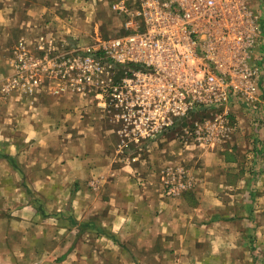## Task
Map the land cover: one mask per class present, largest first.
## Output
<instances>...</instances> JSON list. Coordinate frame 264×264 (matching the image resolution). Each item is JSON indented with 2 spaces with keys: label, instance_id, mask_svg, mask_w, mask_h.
<instances>
[{
  "label": "crops",
  "instance_id": "1",
  "mask_svg": "<svg viewBox=\"0 0 264 264\" xmlns=\"http://www.w3.org/2000/svg\"><path fill=\"white\" fill-rule=\"evenodd\" d=\"M37 1L0 0V31L79 27L65 8L82 0ZM8 38L0 32L1 44ZM51 89L0 100L9 110L0 116V264H264V115L238 119L229 142L196 153L199 164L167 137L150 176L136 173L131 145L114 146L121 136L85 105L88 95ZM178 154L194 181L169 195L158 171Z\"/></svg>",
  "mask_w": 264,
  "mask_h": 264
},
{
  "label": "built area",
  "instance_id": "2",
  "mask_svg": "<svg viewBox=\"0 0 264 264\" xmlns=\"http://www.w3.org/2000/svg\"><path fill=\"white\" fill-rule=\"evenodd\" d=\"M112 8L128 17L124 34L96 37L52 57H34L23 46L5 87L24 80L32 92L43 80L41 72L53 76L56 92L88 95L118 124L124 146L154 139L200 108L223 107L214 122L203 119L193 128L190 137L203 144L235 99H251L258 91L259 70L248 58L264 0H115ZM188 132L183 129L180 139L191 140ZM173 186L168 194L177 192Z\"/></svg>",
  "mask_w": 264,
  "mask_h": 264
},
{
  "label": "rangeland",
  "instance_id": "3",
  "mask_svg": "<svg viewBox=\"0 0 264 264\" xmlns=\"http://www.w3.org/2000/svg\"><path fill=\"white\" fill-rule=\"evenodd\" d=\"M83 4L79 6L78 1V7L77 4L74 6L73 3L69 4L67 8H65L66 11H70V13L65 14L67 16L68 20H71L72 17H76L78 19L79 27L75 29H70L66 32L67 29L63 28L59 30L55 28V24L47 25L46 23H39L36 26H33L31 28L25 29L20 28L14 29H1L2 36L9 38L4 41L2 44L0 43V57L3 55L8 56L7 59H1L0 58V82H2L1 90H0V100L1 101H17L20 99H23L25 97H28L30 99V96H32L35 93H38L36 91V88L32 92H29L25 90V87L22 85V82L24 83V80L16 85L11 86L8 89L6 88L7 84L10 83L12 77L15 73V61L16 56L21 52L20 49H23L24 46L25 51H27L28 54H35L34 57L42 58L45 55H48L50 57L56 55L57 53H62L64 51L62 50H69L72 46H83L85 44L91 43L96 37H100L101 39H107L110 37L118 36L121 34H124L126 32V28L124 27V23L127 20V15L125 13H119L115 11L112 8V3L115 0H82ZM23 2V1H22ZM28 2V1H27ZM33 4L37 3V0H31ZM41 2V1H40ZM253 10H255V6L253 3L250 5ZM20 15H23V12H20ZM26 18V16H24ZM49 19L54 20V16L49 15ZM55 21V20H54ZM52 21V22H54ZM51 24V23H50ZM27 30L29 32V36L25 37L23 35L27 34L25 31ZM74 30L78 31L79 34H77ZM25 31V32H24ZM65 31V32H64ZM74 31V32H73ZM53 32V33H52ZM74 33V34H71ZM61 35L62 37H60ZM30 37V38H29ZM69 37V38H65ZM38 46H42L45 50L40 51L38 50ZM53 50H50L51 48ZM47 50V51H46ZM57 52V53H56ZM37 55V56H36ZM5 56V57H6ZM248 64L254 68L257 67L259 70V78H258V86L259 89L257 92L254 93V96L251 99H235L233 101V104L228 106V117L225 121L218 123L216 128L213 130V133L210 136V140L207 142H204L203 144L199 142H194L193 139L190 137L193 128L197 123H200L203 121V119H207V124L210 122H214L215 113H222L223 107L218 108H212V109H202L200 108L197 111L192 112L189 117H186L185 120L180 121L177 125H174L173 127L164 130L162 133L158 134L156 138L154 139H141L139 141H133L131 144V150L132 155L130 156L131 161H136L138 163V170L136 173H149L150 176L155 175L157 172L156 169H150L152 166H154V163H158V161L150 156L151 154H154L155 151L159 150L162 145H168L169 141H167V137H173L176 138L177 142L181 144V146L187 150L192 149L193 152L191 153V156H186L185 159L189 162V165L193 164L194 161H199L195 159L196 153L203 148H206L210 145H213L212 147H215L217 144H226L229 142L232 138V135L234 134L236 130V124L235 122L238 121V119L244 120L248 117H255V118H261V116L264 115V107L261 106L258 108V103L261 100H264V8L262 11L261 16V26L258 32V38L257 43L255 44L252 55L248 58ZM14 71V73L9 76V78L6 79V77L11 73V71ZM41 71H38V74ZM42 77L43 83H55L56 88L58 87V82L53 76H45L44 73H40ZM2 77V78H1ZM41 84L38 87H41ZM6 86V87H5ZM2 87L4 89L2 90ZM52 93L59 94L58 92H54L51 89ZM11 93H16L17 98L20 99H14L16 95H11ZM22 93L24 95H22ZM64 93V92H63ZM86 99L85 105L93 106L95 105L92 102V99L88 96ZM18 102V101H17ZM237 105V108H233V106ZM96 106V105H95ZM87 107V106H85ZM97 107V106H96ZM99 108V107H97ZM100 109V108H99ZM98 109V110H99ZM12 111H18L16 108L12 107ZM100 113L102 114L103 111ZM93 111L88 109V113H91ZM9 110L8 107L1 103L0 105V116L8 115ZM103 115V114H102ZM92 116V115H91ZM105 116V115H104ZM241 118H237V117ZM95 118V115L92 116ZM106 118V116H105ZM101 117L100 119L102 121H108V119ZM96 119V118H95ZM104 123L106 124V122ZM112 129H115V132L117 136L119 137V125L118 124H112L109 123ZM117 127V128H116ZM183 129L188 130L189 137L186 141L180 139V134L182 133ZM247 128L244 127L243 131H247ZM114 131V130H113ZM123 141H120L117 138V141L113 144L116 147L119 143V147L129 148V145L123 146ZM167 147V146H165ZM120 151L119 149H117ZM172 154V153H171ZM128 157V155H126ZM182 158V154H178V156L170 157L167 156V160H171L170 162H167L164 166L161 167L160 177L159 180L161 181L163 185V191L168 194L167 189L169 186L174 185L173 188L178 191H182L181 189H185L181 184L186 183L187 187L191 186L193 183L192 176L189 175L188 171L185 170V167L183 166V162L180 159ZM199 159V158H197ZM191 161V163H190ZM155 171V172H154ZM154 172V173H153ZM158 175V173H157ZM144 176V175H143ZM145 177V176H144ZM145 180V179H143ZM187 181H190L191 184H188ZM170 195V194H169ZM172 195V194H171ZM216 230H218V226L215 225ZM259 241L261 245L264 244V238L262 235L256 236V242ZM258 242L256 243V250L259 251L257 254V260L261 259V253H263L259 248ZM263 260V259H261ZM263 264V263H262Z\"/></svg>",
  "mask_w": 264,
  "mask_h": 264
}]
</instances>
